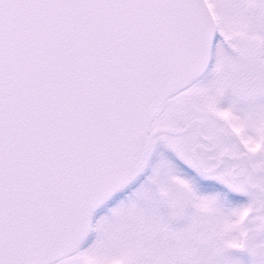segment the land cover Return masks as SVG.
Instances as JSON below:
<instances>
[{
  "label": "snow or ice",
  "instance_id": "snow-or-ice-1",
  "mask_svg": "<svg viewBox=\"0 0 264 264\" xmlns=\"http://www.w3.org/2000/svg\"><path fill=\"white\" fill-rule=\"evenodd\" d=\"M0 264H264V0H0Z\"/></svg>",
  "mask_w": 264,
  "mask_h": 264
}]
</instances>
